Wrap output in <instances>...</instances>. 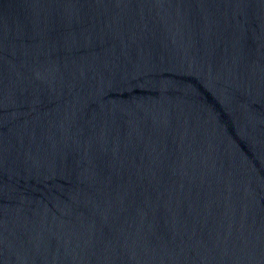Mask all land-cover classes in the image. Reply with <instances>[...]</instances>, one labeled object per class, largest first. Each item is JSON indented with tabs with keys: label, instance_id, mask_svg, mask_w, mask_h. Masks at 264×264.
<instances>
[{
	"label": "water",
	"instance_id": "95a60500",
	"mask_svg": "<svg viewBox=\"0 0 264 264\" xmlns=\"http://www.w3.org/2000/svg\"><path fill=\"white\" fill-rule=\"evenodd\" d=\"M0 264H264V0H0Z\"/></svg>",
	"mask_w": 264,
	"mask_h": 264
}]
</instances>
